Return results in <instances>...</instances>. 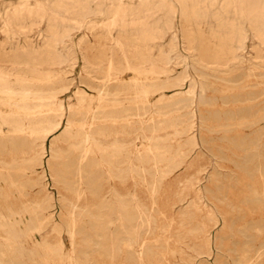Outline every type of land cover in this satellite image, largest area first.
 I'll use <instances>...</instances> for the list:
<instances>
[{
	"label": "rangeland",
	"instance_id": "1",
	"mask_svg": "<svg viewBox=\"0 0 264 264\" xmlns=\"http://www.w3.org/2000/svg\"><path fill=\"white\" fill-rule=\"evenodd\" d=\"M0 264H264V0H0Z\"/></svg>",
	"mask_w": 264,
	"mask_h": 264
},
{
	"label": "bare ground",
	"instance_id": "2",
	"mask_svg": "<svg viewBox=\"0 0 264 264\" xmlns=\"http://www.w3.org/2000/svg\"><path fill=\"white\" fill-rule=\"evenodd\" d=\"M178 4V3H177ZM235 12V11H234ZM174 16V15H173ZM194 23V22H193ZM238 24V23H237ZM255 34V32H254ZM244 45V44H243ZM122 47V46H121ZM126 58V57H125ZM112 62V61H111ZM162 65V64H161ZM111 67V66H110ZM201 67V66H200ZM164 71V70H163ZM246 71V70H245ZM246 87V86H245ZM248 88V87H247ZM200 89V88H199ZM189 92V91H188ZM145 94V93H144ZM237 95V94H236ZM156 106V105H155ZM160 115V114H159ZM161 120V119H160ZM179 136V135H178ZM192 137V136H191ZM166 140V139H165ZM169 154V153H168ZM145 158V157H144ZM175 161V160H174ZM157 165V164H156ZM147 166V165H146ZM154 166V165H153ZM194 183V182H193ZM188 185V184H187ZM181 195V194H180ZM182 203V202H181ZM173 210V209H172ZM172 233V232H171ZM149 263V262H148Z\"/></svg>",
	"mask_w": 264,
	"mask_h": 264
}]
</instances>
